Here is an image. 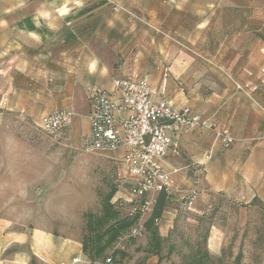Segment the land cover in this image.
<instances>
[{
    "label": "crops",
    "instance_id": "1",
    "mask_svg": "<svg viewBox=\"0 0 264 264\" xmlns=\"http://www.w3.org/2000/svg\"><path fill=\"white\" fill-rule=\"evenodd\" d=\"M141 76L153 101L204 123L176 137L179 154L165 157L166 170H178L172 195L264 205V0H0L1 153L19 141L12 129L39 126L60 109L72 111L67 134L80 140L89 131L87 91ZM222 130L228 147L216 138ZM111 154L120 170L122 151ZM17 222L0 215V264H49L57 237Z\"/></svg>",
    "mask_w": 264,
    "mask_h": 264
},
{
    "label": "rangeland",
    "instance_id": "2",
    "mask_svg": "<svg viewBox=\"0 0 264 264\" xmlns=\"http://www.w3.org/2000/svg\"><path fill=\"white\" fill-rule=\"evenodd\" d=\"M67 131L48 136L36 125L10 131L19 141L10 145V155L0 152V215L16 219L17 230L42 226L57 237L49 264H157V256L147 252L151 238L145 230L137 237L123 234L104 260L78 259L85 213L99 215L113 189L111 203L120 219L134 213L141 200L125 189L113 154L86 152ZM6 168L16 174H2ZM187 195H172L156 224L159 264H264V205L213 194L188 206ZM148 216L149 211L136 226ZM59 243L62 254L54 251Z\"/></svg>",
    "mask_w": 264,
    "mask_h": 264
},
{
    "label": "built area",
    "instance_id": "3",
    "mask_svg": "<svg viewBox=\"0 0 264 264\" xmlns=\"http://www.w3.org/2000/svg\"><path fill=\"white\" fill-rule=\"evenodd\" d=\"M167 72L165 68L164 79ZM153 95L147 76L115 79L110 91L91 87L87 91L89 131L80 139V147L86 152L122 151L120 175L128 190L141 200L134 211L142 214L149 211L157 193L164 191L169 197L173 194L171 175L178 170H166L164 160L169 152L179 154L175 138L204 125L189 109L174 108L165 99L153 101ZM72 120V111L60 109L42 117L38 127L48 136H57L70 127ZM216 138L223 147L233 143L226 130L218 132ZM186 200L191 205L194 193H189ZM130 231L132 237L143 232L141 226Z\"/></svg>",
    "mask_w": 264,
    "mask_h": 264
},
{
    "label": "trees",
    "instance_id": "4",
    "mask_svg": "<svg viewBox=\"0 0 264 264\" xmlns=\"http://www.w3.org/2000/svg\"><path fill=\"white\" fill-rule=\"evenodd\" d=\"M114 191L115 189L104 198L99 215L88 212L84 214L86 233L81 243V251L91 262L104 260L106 252L113 249L123 234L136 227L142 216L141 211L136 210L130 216L120 219L116 206L111 203ZM170 199L164 191L157 193L149 209V216L141 224L142 230L147 231L151 238L147 252L157 256V264L162 258L159 255L161 238L156 230V221L163 218ZM115 253L113 250L112 255Z\"/></svg>",
    "mask_w": 264,
    "mask_h": 264
}]
</instances>
